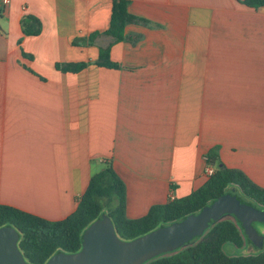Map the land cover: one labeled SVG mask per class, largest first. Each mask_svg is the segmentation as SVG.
<instances>
[{
  "label": "crops",
  "instance_id": "crops-1",
  "mask_svg": "<svg viewBox=\"0 0 264 264\" xmlns=\"http://www.w3.org/2000/svg\"><path fill=\"white\" fill-rule=\"evenodd\" d=\"M114 1L0 5V204L63 220L111 163L140 219L202 187L213 150L264 188V7L130 0L143 21L126 25L109 69L95 64L108 37L85 43L109 29ZM26 16L40 35L24 34ZM69 63L89 65L56 69Z\"/></svg>",
  "mask_w": 264,
  "mask_h": 264
},
{
  "label": "trees",
  "instance_id": "trees-1",
  "mask_svg": "<svg viewBox=\"0 0 264 264\" xmlns=\"http://www.w3.org/2000/svg\"><path fill=\"white\" fill-rule=\"evenodd\" d=\"M129 2L130 0H115L109 29L104 33H93L85 43L93 45L97 38L108 37V45L101 48L99 60L95 63L100 67L119 68L111 60V47L126 39V25L143 21L129 13ZM241 3L253 9L264 7V0H242ZM22 29L27 36H38L42 32V23L34 16H26L22 20ZM88 65L89 63L56 64V69L78 73ZM206 162L207 166L215 169V173L202 187L186 197L153 206L140 219L131 220L126 217L125 183L113 165L106 163L104 169L92 176L76 211L67 218L52 221L0 204V228L12 227L19 233L18 246L29 264H46L57 254L79 252L85 231L105 215L112 220L120 239L130 241L197 214L227 194L240 195L255 207L264 209V188L255 184L244 172L222 165L216 150L210 152ZM254 226L261 234L259 226H264V223L257 222ZM228 244L239 250H245L253 244L242 223L232 215L223 216L183 247L161 254L145 264H264V244L260 248L256 247L254 252L248 253L246 250L240 255L235 254V251L227 252L225 248Z\"/></svg>",
  "mask_w": 264,
  "mask_h": 264
},
{
  "label": "water",
  "instance_id": "water-1",
  "mask_svg": "<svg viewBox=\"0 0 264 264\" xmlns=\"http://www.w3.org/2000/svg\"><path fill=\"white\" fill-rule=\"evenodd\" d=\"M225 215L235 216L242 223L255 247L263 246L264 234L254 223H264V209L240 195L227 194L197 214L130 241L120 239L112 220L105 215L85 231L79 252L57 254L46 264H145L183 247ZM19 240L14 228H0V264H29L19 249Z\"/></svg>",
  "mask_w": 264,
  "mask_h": 264
},
{
  "label": "rangeland",
  "instance_id": "rangeland-1",
  "mask_svg": "<svg viewBox=\"0 0 264 264\" xmlns=\"http://www.w3.org/2000/svg\"><path fill=\"white\" fill-rule=\"evenodd\" d=\"M104 167H105V164L101 167L102 169H104ZM102 169H99L98 170V172H100ZM96 174V173H95ZM94 174V175H95ZM260 227V229H263L264 228V226H259ZM250 248H252V250H254V249H256V247L254 246V244H252L249 248H248V246L246 247V249L245 250H239V249H236V248H234L232 245H230V244H228L227 246H226V248H225V250L227 251V252H231V251H235V254H237V255H240V254H242L244 251H248V250H251Z\"/></svg>",
  "mask_w": 264,
  "mask_h": 264
},
{
  "label": "built area",
  "instance_id": "built-area-1",
  "mask_svg": "<svg viewBox=\"0 0 264 264\" xmlns=\"http://www.w3.org/2000/svg\"><path fill=\"white\" fill-rule=\"evenodd\" d=\"M11 2H12V0H0V5L2 7H7L11 4ZM214 173H215V169L213 167L207 166L206 171H205L206 176L209 178V177L213 176Z\"/></svg>",
  "mask_w": 264,
  "mask_h": 264
}]
</instances>
